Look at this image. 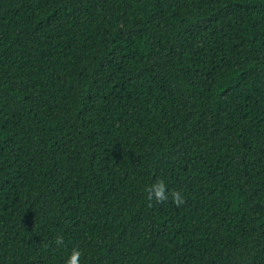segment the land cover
<instances>
[{
  "label": "trees",
  "instance_id": "16d2710c",
  "mask_svg": "<svg viewBox=\"0 0 264 264\" xmlns=\"http://www.w3.org/2000/svg\"><path fill=\"white\" fill-rule=\"evenodd\" d=\"M73 249L264 264V0H0V264Z\"/></svg>",
  "mask_w": 264,
  "mask_h": 264
},
{
  "label": "clouds",
  "instance_id": "9594fccd",
  "mask_svg": "<svg viewBox=\"0 0 264 264\" xmlns=\"http://www.w3.org/2000/svg\"><path fill=\"white\" fill-rule=\"evenodd\" d=\"M147 192H148V199L150 201L154 199L157 203L165 202L166 200L169 199V196H171L172 201L177 206H180L181 204L185 202L179 191H172L168 193L167 186L162 180L157 181L156 184L150 186L147 189ZM55 243L57 246L62 245L63 237L58 236L55 240ZM81 255L82 254L78 249H73L72 255L70 259L68 260L67 264H80Z\"/></svg>",
  "mask_w": 264,
  "mask_h": 264
}]
</instances>
